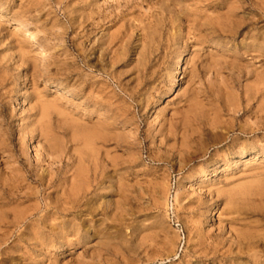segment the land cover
Wrapping results in <instances>:
<instances>
[{
  "label": "rangeland",
  "instance_id": "obj_1",
  "mask_svg": "<svg viewBox=\"0 0 264 264\" xmlns=\"http://www.w3.org/2000/svg\"><path fill=\"white\" fill-rule=\"evenodd\" d=\"M0 11V197H21L0 219L83 184L89 231L60 249L18 242L16 229L0 264H264V0H0Z\"/></svg>",
  "mask_w": 264,
  "mask_h": 264
},
{
  "label": "bare ground",
  "instance_id": "obj_2",
  "mask_svg": "<svg viewBox=\"0 0 264 264\" xmlns=\"http://www.w3.org/2000/svg\"><path fill=\"white\" fill-rule=\"evenodd\" d=\"M88 2V1H87ZM73 3V1H72ZM69 6V5H68ZM71 7V6H69ZM81 12L85 10L84 6L80 9ZM78 8H73L71 11L73 12H78L80 11ZM90 12V11H89ZM88 12V13H89ZM96 12V11H95ZM0 14L3 15L5 14L4 11H0ZM83 14V13H82ZM179 14V13H178ZM71 16V15H69ZM93 16V15H92ZM158 16V15H157ZM160 17V16H159ZM182 17V16H181ZM74 18V16L72 17ZM77 19V18H76ZM79 19H81L79 17ZM78 19V20H79ZM16 22L15 24L21 27H25L24 24L22 23V21L15 19ZM77 20V21H78ZM162 21V20H161ZM80 24L81 21H79ZM158 22V21H157ZM173 22V21H171ZM87 23V22H86ZM85 23V24H86ZM192 23V22H190ZM199 23V22H198ZM197 23V24H198ZM90 24V23H89ZM158 24V23H157ZM173 24V23H172ZM194 24V22H193ZM200 24V23H199ZM219 25V24H217ZM74 26V25H73ZM80 26V25H79ZM89 26V25H88ZM189 26V25H188ZM195 26V25H194ZM78 27V26H77ZM82 27V25H81ZM80 27V28H81ZM147 27V26H146ZM193 27V26H192ZM236 27V26H235ZM151 27L149 26V29ZM155 28V27H154ZM188 28V27H187ZM148 29V30H149ZM163 29V28H162ZM191 29V28H190ZM220 29V28H219ZM190 31V30H189ZM192 31V30H191ZM194 31V30H193ZM84 32V31H83ZM81 32V34L83 33ZM149 32V31H148ZM145 33V32H144ZM147 33V32H146ZM194 33V32H193ZM156 34V33H155ZM195 35V34H194ZM200 35V34H199ZM198 35V36H199ZM150 36V35H149ZM31 37H33L34 39H36V37L32 34ZM146 38V37H145ZM151 38V37H150ZM149 38V40H150ZM263 38V37H262ZM144 40V39H143ZM147 41V40H146ZM145 41V42H146ZM35 42V41H34ZM107 42V41H106ZM149 45V44H147ZM142 46V45H141ZM76 47H79V45H76ZM252 47H256V44L253 43ZM104 49V48H101ZM145 49V48H144ZM81 50V49H80ZM149 50V49H148ZM24 52V49L22 51V53ZM148 52V51H147ZM21 53V55H23ZM25 55V53H24ZM140 55V54H139ZM23 57V56H22ZM87 57V56H86ZM143 58V57H142ZM142 61V60H141ZM146 61V60H145ZM181 63H183V60L181 61ZM179 68H182L181 66ZM180 81V77L178 75V72H174L172 74V88L170 89V91L168 92L167 96H171L176 94L177 90H178V83ZM155 118H158L156 115H154ZM73 121V120H72ZM74 122V121H73ZM78 123V122H77ZM72 124V123H71ZM76 124V123H74ZM72 124V125H74ZM77 126V125H76ZM43 128V127H42ZM41 128V129H42ZM48 130V129H47ZM42 131V130H40ZM83 131V130H82ZM93 131V130H92ZM43 132V131H42ZM46 132V131H45ZM48 132V131H47ZM82 133V132H81ZM88 133V131H87ZM96 133V132H95ZM46 137L48 133H45ZM95 135V134H94ZM21 137V142L23 143L24 139L23 136L20 134ZM97 137V136H96ZM85 138V136H84ZM4 141L2 140L1 144H0V150L3 149L2 145H4L3 143ZM86 144L83 143V145H86V149L89 147L92 148V146H94L93 144V136L90 134H88L86 136ZM84 145V146H85ZM83 146V147H84ZM88 148V149H89ZM87 149V150H88ZM255 148L246 150V151H242V153L239 155L240 158H244L247 156V154L249 153H253ZM91 151V150H90ZM52 147L50 146L48 151H47V156H52V154H54ZM92 152V151H91ZM61 154V152H60ZM48 159V158H47ZM80 161V160H79ZM49 163V162H48ZM46 164V163H45ZM215 165L211 166L214 167ZM230 167V166H229ZM228 167V168H229ZM45 169V168H44ZM47 173V170H46ZM84 173V172H83ZM45 174V173H44ZM206 171H204L203 173H199L196 175L195 177V181H199L202 177L206 176ZM49 175V174H48ZM83 175V174H82ZM52 176V175H51ZM1 178V177H0ZM44 178V177H43ZM48 178V177H47ZM76 176L70 178L75 180ZM46 179V178H45ZM26 180H28V176L22 178L21 183L25 182ZM47 180V179H46ZM37 182H43L42 179V175L39 176L37 175ZM51 181V186L54 185L53 180ZM17 182V181H16ZM20 182V181H19ZM72 182V180L70 181ZM69 182V183H70ZM0 183H1V179H0ZM3 183V182H2ZM259 182L256 183L257 186ZM255 184V183H254ZM12 185V184H11ZM83 185V184H81ZM81 185L77 186L75 188V185L73 186V188H71V190L69 191L67 188V191H61V197L57 198V200L55 202H51L48 203L45 206V209L42 210L40 207L39 208H30L27 210H19V211H14V215L12 213V217L13 219L9 222H6L5 220L0 219V256H8L11 257L12 254H14L15 248L11 247L8 248L9 251H2V246L7 245L10 241V239L14 236L15 230L16 229H23L25 228L26 232H22L21 234L16 236V241L21 242V241H25V238H27V241H25L26 243H29V246L31 247L30 244L38 246V247H43V245L46 246H51V245H59V248L62 249L66 246V243H71V244H78L81 242L86 241L89 238V231L88 229L85 228L86 226V222L82 217L87 216L88 214H86L85 212V206L87 205L85 202V200L87 199V195L86 193H80L81 192ZM256 185H251V186H256ZM7 186V185H6ZM13 188V186H11ZM68 187V186H67ZM30 188V187H28ZM241 188V187H240ZM258 188V187H256ZM61 189V188H60ZM84 189L87 190V188L84 187ZM3 190L5 191V195H7V197H11V199H16L19 200L21 197L19 195H16L15 193L8 190H6L5 188H3ZM11 190V189H10ZM17 190V189H16ZM51 191V190H50ZM69 191V192H68ZM31 192V191H30ZM181 191L179 190L177 196L179 197V193ZM249 189L248 188H243L242 190H240L239 193L246 195L248 194ZM8 193V194H7ZM29 193V192H28ZM27 193V194H28ZM30 194V193H29ZM55 194V193H54ZM260 194L263 195L264 191H260ZM53 195V194H52ZM3 196V195H2ZM55 196V195H54ZM4 197V196H3ZM0 197V204H3V201L7 198V197ZM49 197V196H48ZM27 199V198H26ZM233 200V195L230 196V202L232 203ZM229 205V203H228ZM230 206V205H229ZM30 207V206H29ZM16 208V207H15ZM19 208V207H17ZM9 209V208H8ZM14 209V207H13ZM12 209V211H13ZM5 210V209H4ZM3 211V209H2ZM7 211V210H6ZM1 212V211H0ZM43 212V215L39 216L38 218L37 215ZM10 215V214H9ZM218 215V212L216 211V209H214L213 211H211V214L209 215V218H212L214 216ZM3 216V215H2ZM82 216V221H79V217ZM4 217V216H3ZM2 217V218H3ZM4 219V218H3ZM81 220V219H80ZM161 225L165 224L164 220L160 221ZM244 229V228H243ZM28 231V232H27ZM241 238V237H240ZM244 240L247 241H251L250 238H245Z\"/></svg>",
  "mask_w": 264,
  "mask_h": 264
}]
</instances>
